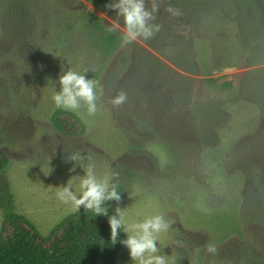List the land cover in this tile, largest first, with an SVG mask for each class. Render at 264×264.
Returning <instances> with one entry per match:
<instances>
[{
  "label": "rangeland",
  "instance_id": "rangeland-1",
  "mask_svg": "<svg viewBox=\"0 0 264 264\" xmlns=\"http://www.w3.org/2000/svg\"><path fill=\"white\" fill-rule=\"evenodd\" d=\"M223 26L228 36L215 43L223 47L227 66L191 73L142 38L123 44L122 18L90 0H0V149L9 157L0 170V187L12 195L15 210L43 235L73 213L55 193L70 178L79 191L84 168L67 157L80 152L81 163L94 164L98 177L119 173L121 200L106 202L114 214L119 207L130 223L140 214L160 213L173 221L157 242L169 264H264L258 236L242 221L245 177L239 168L241 153L252 151L251 137L263 127L261 108L257 101L236 96L244 77L264 73V33L247 44L235 25ZM111 34L115 40L106 43ZM200 43L210 58L214 47ZM135 49L152 53L191 80L193 98L217 103L215 111L227 110L225 123H210L214 137H180L176 126L183 123L169 116L164 103L151 95L141 103V91L130 88ZM85 69V77L98 82L102 107L84 123L83 135L71 136L52 122L58 109L52 96L60 90L62 71ZM226 80L235 88H224ZM121 90L128 99L115 108L109 101ZM3 220L0 204V229ZM208 243L217 247L215 255L206 252ZM117 264H135L123 244Z\"/></svg>",
  "mask_w": 264,
  "mask_h": 264
},
{
  "label": "trees",
  "instance_id": "trees-1",
  "mask_svg": "<svg viewBox=\"0 0 264 264\" xmlns=\"http://www.w3.org/2000/svg\"><path fill=\"white\" fill-rule=\"evenodd\" d=\"M90 1L101 9L108 4V0ZM158 3L160 8L155 23L160 24L161 29L146 41L187 72L197 73L209 67L220 70L227 66V60L220 51L223 47L215 43L228 36L224 24L235 25L237 35L247 44L257 34L264 33V0H158ZM169 5L180 9L182 15L168 13L166 8ZM95 21L97 25V18ZM115 38L111 34L104 40L109 43ZM202 40L214 47L210 58L209 52L203 49L205 44L200 43ZM133 55L136 65H131L133 69L130 70L134 74L130 78V88L141 91V103L146 95L164 103L169 116L178 117L183 123L182 128L176 126L180 137L191 134L198 141H205L208 135L214 137L210 123H225L227 110L215 111L217 103L214 106L208 99L204 102L200 97L193 98L195 89L191 80L176 74L152 53L135 49ZM257 75V78L244 77L236 94L238 98L260 104L263 126L253 137L249 136L254 144L252 151H244L240 156L239 168L245 177L240 213L247 230L258 236L260 254L264 259V73ZM222 84L224 88H235L232 80ZM145 89L149 94H144ZM157 92L161 95L156 96ZM52 122L57 129L71 136L86 132L84 122L71 111L58 108L52 115ZM8 162V155L0 149V170ZM0 195L4 209L0 229V264H117L123 231L113 245L108 217L80 209L67 215L43 235L29 218L15 210L12 195L4 186L0 187ZM106 206L109 215H114L112 208L108 204Z\"/></svg>",
  "mask_w": 264,
  "mask_h": 264
},
{
  "label": "clouds",
  "instance_id": "clouds-1",
  "mask_svg": "<svg viewBox=\"0 0 264 264\" xmlns=\"http://www.w3.org/2000/svg\"><path fill=\"white\" fill-rule=\"evenodd\" d=\"M150 4V7H149ZM106 8L115 10L118 17L122 18L124 33L123 44H131L138 39L148 40L153 38L161 29V25L155 23L156 13L160 5L158 0H112L105 5ZM166 11L172 16L182 15L180 9L169 5ZM112 30V29H110ZM83 73L67 70L62 71L58 82L60 90L55 91L52 100L56 108L75 113L84 123H89L90 117H95L101 110L98 104V82L87 79ZM102 95V90L100 92ZM127 93L119 91L110 99V104L119 108L127 102ZM84 156L80 152L70 154L67 159L79 163L85 171L80 177L79 191H74L73 181L70 178L65 186H59L56 190V198L64 205L69 206L72 212H79L83 206L86 212L94 215L108 217L110 225V241L117 243L121 230L126 233V238L119 240L129 250V255L135 264H169L164 255H160V237L166 234L172 227L173 221L166 220L162 213L151 216L138 215L134 222H129L124 214V209L117 207L114 215H109L107 201L121 200L118 182L119 173L98 177L95 165L89 163L84 166L81 161ZM91 160V158H88ZM75 166V164H74ZM73 166V167H74ZM48 173V172H47ZM45 173V174H47ZM207 253L215 255L218 252L214 244L205 246Z\"/></svg>",
  "mask_w": 264,
  "mask_h": 264
}]
</instances>
